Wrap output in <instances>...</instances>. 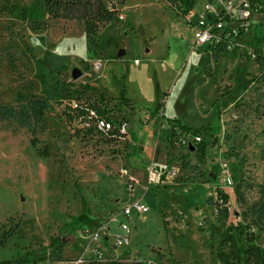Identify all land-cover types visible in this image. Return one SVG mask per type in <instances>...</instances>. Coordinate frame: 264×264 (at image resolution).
<instances>
[{
	"label": "rangeland",
	"instance_id": "rangeland-1",
	"mask_svg": "<svg viewBox=\"0 0 264 264\" xmlns=\"http://www.w3.org/2000/svg\"><path fill=\"white\" fill-rule=\"evenodd\" d=\"M119 7L135 27L125 34L121 23L104 24L101 45L88 48L82 27L50 18L44 0H0V234L11 233L0 246V260L49 243L63 225H71L73 234L61 256L46 253L39 264H170L171 254L185 264L218 263L226 226L236 220L251 224L264 244V228L254 223L259 218L253 211L264 170V56L250 55L264 24L256 21L252 40L216 59L207 46H194V29L166 2L125 0ZM203 8L196 1L194 20ZM168 25L170 35L193 46L189 54L169 42ZM109 44L126 50L111 64L105 56ZM169 45L185 60L182 73L173 78L159 57ZM148 55L153 57L149 63ZM124 80L130 86L139 83L134 92L142 112L161 99L169 116L191 127L180 128L181 134L199 132L203 141L195 144L205 145L204 154L178 147L172 138L166 166L159 147L147 168L136 164L133 154L128 158V142L113 143L74 121L71 98L95 100L103 95L95 93L97 88L115 96ZM157 81L169 83L166 96L161 97ZM21 97L46 99L44 119L22 125L5 112V106L18 112ZM104 97L113 111L129 117L119 109V97ZM138 124V118L129 121L131 140L143 134ZM33 136L39 139L36 146ZM39 147L48 154H38ZM136 170L143 178L131 174ZM160 175L176 182L173 190L157 184ZM74 179L83 185L86 207ZM137 200L149 210L133 211L129 221L118 213ZM122 220L129 224L131 241L118 246L114 236L122 232Z\"/></svg>",
	"mask_w": 264,
	"mask_h": 264
},
{
	"label": "trees",
	"instance_id": "trees-1",
	"mask_svg": "<svg viewBox=\"0 0 264 264\" xmlns=\"http://www.w3.org/2000/svg\"><path fill=\"white\" fill-rule=\"evenodd\" d=\"M125 0H44V8L46 13L52 19H67L75 20L84 31L85 39L88 48H99L98 34L101 26L107 23H121L124 29L130 26L129 22L120 18V14L124 11L119 7ZM116 56L115 53H111ZM88 104L96 107L99 112H106L105 97L101 95L95 100L84 98L82 95L75 96ZM120 104L130 106V100L126 97L125 90L121 91L119 96ZM162 103L158 108H161ZM5 112L12 113L17 116L19 123L27 125L31 120L41 121L44 119L45 110L47 109V101L42 98H20L19 111H15L13 107L5 106ZM159 110V109H158ZM174 121V120H172ZM177 123L174 121L171 126L169 139L172 140L176 133L175 126ZM35 133V131H33ZM33 146L39 142L36 136L30 139ZM195 145V149H200L202 154L205 152V145L199 147ZM38 154L47 155V150L44 147L37 149ZM261 158L264 160V147L261 151ZM77 192H79L83 207H86L88 201L83 193V185L74 179ZM261 197L258 202L253 205V211L257 213V218L254 223H258L264 228V170H263V184L261 185ZM227 203V196H224ZM224 213L227 214V207H224ZM58 234L51 238L47 244H39L34 248L28 249L25 252L10 258L0 260V264H39L43 261V255L51 253L57 258L62 254V250L69 241V237L73 234L71 225H63L58 227ZM10 231L4 230L0 234V246L4 244ZM106 240V237H104ZM259 235L252 228L251 224L243 220L231 221L226 226V233L220 241V247L217 251V258L221 264H264V244L259 241ZM171 254L172 252L169 251ZM170 264H185L176 261L170 255ZM92 264H96L92 263ZM111 264H118L112 261Z\"/></svg>",
	"mask_w": 264,
	"mask_h": 264
},
{
	"label": "built area",
	"instance_id": "built-area-1",
	"mask_svg": "<svg viewBox=\"0 0 264 264\" xmlns=\"http://www.w3.org/2000/svg\"><path fill=\"white\" fill-rule=\"evenodd\" d=\"M162 1L172 7L192 26L195 38L194 46L205 45L214 54L235 45H245L247 41L253 39V24L256 21L264 24V0H200L204 3V8L195 20L193 18L195 15L194 6L198 0ZM120 18L125 19L124 12L120 14ZM250 55L255 60L264 56V32L262 39L251 46ZM135 62L138 60L135 59ZM99 64L100 62L96 63L95 67L98 68ZM68 104L74 121L82 127L94 129L113 143H127L129 118L125 114L113 111V106L109 104V101H105L107 110L104 113L76 97L71 98ZM173 139L181 147H189L203 141L200 133L181 134L179 132L175 133ZM148 210V206L137 200L127 203L118 213L129 221L133 211L143 213ZM216 212H218V208H216ZM120 228L122 232L114 236V243L118 246L127 245L131 241L128 222L120 221ZM107 229L108 227H103L102 231L105 232ZM95 236H99V232L95 233ZM104 237L107 238L106 235L102 238ZM213 264H220V262Z\"/></svg>",
	"mask_w": 264,
	"mask_h": 264
},
{
	"label": "crops",
	"instance_id": "crops-1",
	"mask_svg": "<svg viewBox=\"0 0 264 264\" xmlns=\"http://www.w3.org/2000/svg\"><path fill=\"white\" fill-rule=\"evenodd\" d=\"M123 11L125 13L124 9H123ZM59 19L60 20H66V19H61V18H59ZM72 21H75V20H70L71 23H72ZM127 21H129L130 26L127 29H125V34L129 32L128 30L135 27L133 22H131L129 19ZM167 33H168V40L173 46H177V45L183 46L188 51L187 53L188 54L190 53L193 46L187 45V43L183 37H177V36L170 35L169 25L167 27ZM149 37H150V41H153V39H152L153 36H149ZM100 45H101V43H100ZM172 45H169V49H167V51H165L163 54H161L159 56L160 59L164 61L162 68L165 69V71L167 70V72L169 71V69L171 70L170 72H172V73H168L169 74L168 76H170L171 78H173V76H178L179 74H181L182 68L185 66L184 57L180 61V59H179L180 56H178V55H180V53L176 49L172 50L171 49ZM107 46H108V48H107L108 51H107V54L105 56L109 57L108 64H111L114 60H117L120 57L113 56V54H110V52L115 53L118 50L116 47H112L111 44H109ZM145 51L150 53L152 50H151V48H145ZM150 54H152V53H150ZM219 54L220 53H217V54L213 53V56L216 57V59H218ZM152 60H153L152 55H151V57H149V55H148L147 62L149 63ZM135 63H137V62H135ZM156 83H157L159 89L161 90V92H160L161 97H162V95L166 96V93H167L166 89H167V87L170 88L169 83L163 84V83H161V81H160V83L158 81ZM130 85H131L130 83H128L126 80H124L122 86L120 87V90L118 91L119 94L117 93L118 95L116 94L115 96L106 95L105 93H103L100 90V88H97L94 91L96 94H103V96H106V97L109 96V97H116L117 98L120 96L121 91L123 89L125 90L126 97L130 100V106L121 104L119 109L125 110L128 112V115H129L128 118H130L129 119L130 123H131V120L138 118L139 123H140L138 125L140 126L141 131L143 132L141 137L135 138V140H131L129 135H128L127 149H125L126 155H128V158H130L133 154L137 158L136 164L137 163L138 164H145L148 166L147 168H150V167H152L151 162L155 161V159H156L155 154H156L157 150H159V147H161V148L163 147V152L165 154L163 167H165L167 162H168V151H169L168 146L171 144V141L169 139V133H170L171 126L173 125V122L175 121L177 123V125L175 126L176 133H179L182 128L191 129V127L189 126V124L183 122V120L180 117H178L177 115L174 114V115L169 116L166 113L165 108H163V107H161V109L158 108L159 104L161 103V99H160V101H158L157 105H154L153 107H150V108H148L142 112L141 107L136 105V101H135L136 98H140V97H137L135 92H134V87L136 85H139V83H137L136 85L133 84L132 86H130ZM172 120H174V121H172ZM196 133H199V132H196ZM178 147H179V145H178ZM136 169H138V168L136 167ZM131 172H133V171H131ZM136 173H139V170H138V172L136 170L131 174L135 178H140V177L143 178V176H141L142 175L141 172H140V174H136ZM162 176L160 175L157 178L154 176V178H156L159 181L157 184L161 185V183H162V186H164L166 188L169 187L170 190H173L174 189L173 186H174V184H176V182H169L168 179L165 180V178H162ZM160 181H162V182L160 183ZM161 190L156 189V194L157 195L161 194V192H162ZM157 191H159V192H157Z\"/></svg>",
	"mask_w": 264,
	"mask_h": 264
},
{
	"label": "water",
	"instance_id": "water-1",
	"mask_svg": "<svg viewBox=\"0 0 264 264\" xmlns=\"http://www.w3.org/2000/svg\"><path fill=\"white\" fill-rule=\"evenodd\" d=\"M125 53H126L125 48H120V49H118V50L115 52V55H116L117 57H121V56H123ZM191 147H192V148H195V145H191Z\"/></svg>",
	"mask_w": 264,
	"mask_h": 264
}]
</instances>
